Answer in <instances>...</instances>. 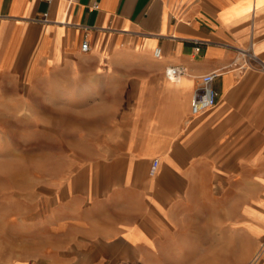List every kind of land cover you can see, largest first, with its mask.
<instances>
[{
    "label": "crops",
    "instance_id": "1",
    "mask_svg": "<svg viewBox=\"0 0 264 264\" xmlns=\"http://www.w3.org/2000/svg\"><path fill=\"white\" fill-rule=\"evenodd\" d=\"M0 99L55 106L89 153L27 262L264 264V0H0Z\"/></svg>",
    "mask_w": 264,
    "mask_h": 264
},
{
    "label": "rangeland",
    "instance_id": "2",
    "mask_svg": "<svg viewBox=\"0 0 264 264\" xmlns=\"http://www.w3.org/2000/svg\"><path fill=\"white\" fill-rule=\"evenodd\" d=\"M67 122L40 99H0V264H46L27 261L50 250L49 227L64 209V182L77 170L68 165L89 154L66 150L65 140L73 138L64 135ZM217 254L215 246L207 257Z\"/></svg>",
    "mask_w": 264,
    "mask_h": 264
},
{
    "label": "built area",
    "instance_id": "3",
    "mask_svg": "<svg viewBox=\"0 0 264 264\" xmlns=\"http://www.w3.org/2000/svg\"><path fill=\"white\" fill-rule=\"evenodd\" d=\"M48 3L52 2V0H43ZM46 14L43 15V19L41 22H46ZM80 50L82 53H86L89 50V44L86 40H83L80 46ZM153 56L156 59L161 57L160 49H155L153 52ZM186 74V70L184 67L175 66L170 67L165 70V76L169 81H176L178 78L184 76ZM217 76L216 73H210L201 78L202 82V92L199 95H194L191 99L190 103V113L192 117L201 115L210 109H212L216 104L217 93L211 87V83L213 79ZM154 165H156L154 163Z\"/></svg>",
    "mask_w": 264,
    "mask_h": 264
},
{
    "label": "bare ground",
    "instance_id": "4",
    "mask_svg": "<svg viewBox=\"0 0 264 264\" xmlns=\"http://www.w3.org/2000/svg\"><path fill=\"white\" fill-rule=\"evenodd\" d=\"M181 78V77H180ZM180 78H178L176 81H178ZM176 81H173V82H176Z\"/></svg>",
    "mask_w": 264,
    "mask_h": 264
}]
</instances>
